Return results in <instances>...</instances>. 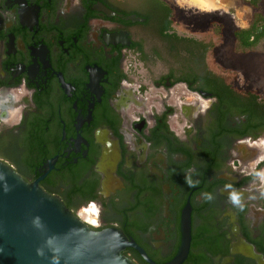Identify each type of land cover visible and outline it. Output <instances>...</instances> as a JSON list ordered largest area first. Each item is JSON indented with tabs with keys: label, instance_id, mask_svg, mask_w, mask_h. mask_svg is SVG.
I'll use <instances>...</instances> for the list:
<instances>
[{
	"label": "flooded vegetation",
	"instance_id": "1",
	"mask_svg": "<svg viewBox=\"0 0 264 264\" xmlns=\"http://www.w3.org/2000/svg\"><path fill=\"white\" fill-rule=\"evenodd\" d=\"M241 1L243 25L211 0H0V161L155 264L186 206L181 264H264V15Z\"/></svg>",
	"mask_w": 264,
	"mask_h": 264
},
{
	"label": "water",
	"instance_id": "2",
	"mask_svg": "<svg viewBox=\"0 0 264 264\" xmlns=\"http://www.w3.org/2000/svg\"><path fill=\"white\" fill-rule=\"evenodd\" d=\"M181 245L166 264H181L190 242V215L181 216ZM142 250L122 231L93 230L70 211L58 196L37 183L26 182L0 161V264H134L122 252Z\"/></svg>",
	"mask_w": 264,
	"mask_h": 264
},
{
	"label": "rangeland",
	"instance_id": "3",
	"mask_svg": "<svg viewBox=\"0 0 264 264\" xmlns=\"http://www.w3.org/2000/svg\"><path fill=\"white\" fill-rule=\"evenodd\" d=\"M211 2V6L216 10L217 14L224 17L226 23L230 22V13L234 15L233 21L240 25L246 23L250 17V8L245 6L241 0H211ZM259 10L264 15V0H261ZM261 42L263 44L264 40ZM257 66L258 68L264 67V58L257 60Z\"/></svg>",
	"mask_w": 264,
	"mask_h": 264
},
{
	"label": "trees",
	"instance_id": "4",
	"mask_svg": "<svg viewBox=\"0 0 264 264\" xmlns=\"http://www.w3.org/2000/svg\"><path fill=\"white\" fill-rule=\"evenodd\" d=\"M259 1H261V0H254V1H253V5H256L257 2H259ZM255 3H256V4H255Z\"/></svg>",
	"mask_w": 264,
	"mask_h": 264
},
{
	"label": "clouds",
	"instance_id": "5",
	"mask_svg": "<svg viewBox=\"0 0 264 264\" xmlns=\"http://www.w3.org/2000/svg\"><path fill=\"white\" fill-rule=\"evenodd\" d=\"M232 199H233L234 201H236V200H237V197L234 195V196L232 197Z\"/></svg>",
	"mask_w": 264,
	"mask_h": 264
}]
</instances>
